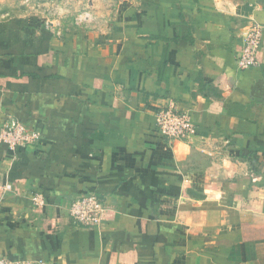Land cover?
Listing matches in <instances>:
<instances>
[{
    "label": "crops",
    "instance_id": "crops-1",
    "mask_svg": "<svg viewBox=\"0 0 264 264\" xmlns=\"http://www.w3.org/2000/svg\"><path fill=\"white\" fill-rule=\"evenodd\" d=\"M92 7L96 22L65 31L57 55L38 61L52 79L4 90L14 101L5 98L6 113L40 138L0 146V181L12 185L0 197V254L35 264H264V0ZM253 24L258 64L240 71ZM170 103L190 117L187 139L158 133L155 115ZM85 194L104 203L98 229L69 216Z\"/></svg>",
    "mask_w": 264,
    "mask_h": 264
},
{
    "label": "rangeland",
    "instance_id": "rangeland-1",
    "mask_svg": "<svg viewBox=\"0 0 264 264\" xmlns=\"http://www.w3.org/2000/svg\"><path fill=\"white\" fill-rule=\"evenodd\" d=\"M97 1L0 0V146L6 147L1 136L13 125L22 124L29 130L38 131L6 113L5 98L8 102L14 101L4 90L17 89L20 81L35 79L36 75L52 79L46 70H40L38 61L50 60V56L54 58L57 55L56 49L63 42L65 31L87 29L88 25L96 22L92 5ZM86 195L93 194L82 196ZM82 196L76 198L69 208V216L74 223L70 214L72 205Z\"/></svg>",
    "mask_w": 264,
    "mask_h": 264
},
{
    "label": "built area",
    "instance_id": "built-area-1",
    "mask_svg": "<svg viewBox=\"0 0 264 264\" xmlns=\"http://www.w3.org/2000/svg\"><path fill=\"white\" fill-rule=\"evenodd\" d=\"M262 27L257 24L249 26L242 38V48L236 60V67L245 71L257 66L256 53L261 44ZM156 128L160 136L168 141L184 140L194 134V126L187 113L179 112L170 103L165 109L155 115ZM3 144L8 152L13 149H23L39 140L40 133L29 130L26 125H13L2 134ZM12 191L9 182L0 181V197ZM34 205L39 206L44 202L41 194L32 197ZM71 216L83 228L98 229L101 226L105 207L95 195L82 196L72 205ZM0 264H35L32 261L10 260L0 254Z\"/></svg>",
    "mask_w": 264,
    "mask_h": 264
},
{
    "label": "trees",
    "instance_id": "trees-1",
    "mask_svg": "<svg viewBox=\"0 0 264 264\" xmlns=\"http://www.w3.org/2000/svg\"><path fill=\"white\" fill-rule=\"evenodd\" d=\"M3 147H5V146H3ZM5 148H7V147H5Z\"/></svg>",
    "mask_w": 264,
    "mask_h": 264
}]
</instances>
